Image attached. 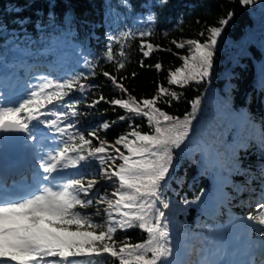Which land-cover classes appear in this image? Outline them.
<instances>
[{
  "label": "trees",
  "instance_id": "trees-1",
  "mask_svg": "<svg viewBox=\"0 0 264 264\" xmlns=\"http://www.w3.org/2000/svg\"><path fill=\"white\" fill-rule=\"evenodd\" d=\"M229 13L232 17L218 41L210 79L184 88L169 86V70L182 64L175 53L187 51L177 49L172 41L202 40L199 33L209 26L219 27ZM129 30H151L152 36L145 39L170 51L154 49L145 58L137 37L126 45L125 67L117 71L115 62L102 59L107 37ZM113 50L118 56L119 45L114 44ZM85 57L99 61L95 76L86 81L95 87L86 98L73 92L67 99L80 100L83 114L76 118L80 130L111 123L106 132L98 133L108 142L130 130L132 117L119 120L126 110L105 102L95 108L85 106L100 95L126 98L103 71L126 77L122 83L137 99L151 98L160 84L176 90L180 99L159 107L181 118L191 111L190 101L202 97L189 140L174 150L163 189L164 198L171 202L166 213L171 220L174 261L229 264L235 255H243L228 241L243 239L247 224L242 218L264 196V0L250 5L240 0H0V88L4 91L9 88L1 78L14 89L26 90L37 76L60 79L86 71ZM141 61L145 65L159 62L162 69L142 67ZM135 123L140 125L138 130L149 131L144 118L136 117ZM237 161L243 175L236 174ZM84 171L99 180L97 193L112 190V183L100 177L95 164ZM196 196L201 198L195 204L180 203ZM95 210L93 206L87 211ZM114 235L118 241L130 238L132 243L147 238L138 227ZM75 259L76 264H87L86 257ZM254 261L264 264L260 255H254Z\"/></svg>",
  "mask_w": 264,
  "mask_h": 264
},
{
  "label": "snow or ice",
  "instance_id": "snow-or-ice-1",
  "mask_svg": "<svg viewBox=\"0 0 264 264\" xmlns=\"http://www.w3.org/2000/svg\"><path fill=\"white\" fill-rule=\"evenodd\" d=\"M240 2L250 5L253 0ZM231 17L229 13L219 21V27L202 30V40L172 41L177 49L187 51L175 53L182 64L169 70V86L184 88L210 79L218 41ZM152 34L151 30H129L109 35L102 59L115 62L117 71L123 69L125 47L137 37L145 58L154 49L170 51L145 39ZM114 44L119 45L118 56H114ZM83 60L86 71L60 79L37 76L19 97L9 98L0 88V133H22L38 159V180L28 188L17 191L14 185L9 188L0 181V264H76L77 257H86L87 264H107L108 260L116 264H175L171 220L166 213L171 202L164 198L163 189L173 166L174 150L189 140L202 97L193 98L191 111L181 118L159 107L179 100L181 94L176 90L160 84L151 98L137 99L122 83L126 77L103 71L102 75L126 98L100 95L85 106L95 108L105 102L126 110L119 120L132 117L130 130L108 142L98 133L106 132L111 123L105 121L87 132L80 130L76 120L83 114L79 112L80 100L67 99L73 92L86 98L95 87L86 81L95 76L99 61ZM140 64L162 69L159 62ZM136 117L146 120L149 131L138 130ZM93 164L100 177L112 183L110 192L95 191L99 180L84 171ZM233 166L239 169L238 161ZM236 174L243 175V169ZM200 198H185L180 203L187 206ZM93 206L96 210L89 213ZM242 219L251 231L264 237V196ZM133 227L147 234L143 242L115 239L118 230ZM261 253L264 255V240Z\"/></svg>",
  "mask_w": 264,
  "mask_h": 264
},
{
  "label": "rangeland",
  "instance_id": "rangeland-1",
  "mask_svg": "<svg viewBox=\"0 0 264 264\" xmlns=\"http://www.w3.org/2000/svg\"><path fill=\"white\" fill-rule=\"evenodd\" d=\"M3 81L5 83H7V81L5 79ZM6 87H7V85H6ZM8 87H9L8 91L6 90L5 92L7 93L9 98L19 97L25 92V90H23V89L22 90L21 89L15 90L13 88L12 84ZM41 131L44 132L46 130L42 129ZM0 149H1V143H0ZM25 151H26V157L23 160V162H25V164L27 163L29 166L32 167V173H33L32 177L27 181L26 184L31 185L33 183V181L38 180V174H37L38 159L35 155L34 149L32 147H30L28 143H26ZM5 158H6L5 153L4 152L0 153V181H2V179L4 177L3 176L4 174L2 175V173L5 170V163H4ZM21 165H24V164H21ZM242 233L244 235L243 242H242L244 247H246V245H250V244H253L255 246L260 245L261 241L259 239H256L252 235L253 232H251V229H249L247 226L243 230ZM252 261H253V258L250 255H247V256H243V257L231 258L230 264H243L244 262L252 263Z\"/></svg>",
  "mask_w": 264,
  "mask_h": 264
},
{
  "label": "water",
  "instance_id": "water-1",
  "mask_svg": "<svg viewBox=\"0 0 264 264\" xmlns=\"http://www.w3.org/2000/svg\"><path fill=\"white\" fill-rule=\"evenodd\" d=\"M22 133H0V140L4 145V152L10 157L19 158L24 155V145Z\"/></svg>",
  "mask_w": 264,
  "mask_h": 264
}]
</instances>
